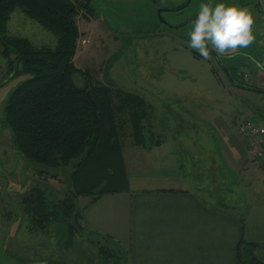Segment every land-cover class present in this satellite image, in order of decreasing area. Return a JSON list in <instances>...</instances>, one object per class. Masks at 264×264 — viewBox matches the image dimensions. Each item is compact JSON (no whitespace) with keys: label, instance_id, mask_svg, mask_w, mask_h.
<instances>
[{"label":"rangeland","instance_id":"1","mask_svg":"<svg viewBox=\"0 0 264 264\" xmlns=\"http://www.w3.org/2000/svg\"><path fill=\"white\" fill-rule=\"evenodd\" d=\"M91 1L95 16L82 14L78 18L82 37L75 60L77 68L88 71L94 83L144 98L150 110L151 129L163 142L161 148L148 153L135 147L126 131L121 143L131 174L137 169L153 168L156 160L162 159L167 166H173L172 161L183 163L188 173L181 174L185 181L202 180L209 173L211 177L212 167L208 170V166L215 159V177L208 182L206 195L221 198L224 206H230L227 210L244 218L247 233L252 222L258 225L260 220L264 224V217L256 211L251 221L248 211L254 197L262 198L264 166L257 167L250 155L245 158L247 166L243 171L249 167L255 178L252 182L246 177L244 180L237 170H232L228 158L222 157L223 139L230 131L236 133L237 121L254 119L264 128V81L258 80L259 75L264 77V68L257 66V62L264 65V37L259 32L257 0ZM201 3L247 8L254 19V43L224 55L211 51L209 59L189 48V32ZM185 5L184 10L177 11ZM8 35L26 38L36 47H54L57 42L21 10L11 16ZM250 49L252 58L246 62ZM18 68L14 65L15 71ZM224 68L234 69L240 80L249 77L247 84L257 86V91L231 84ZM29 78L24 74L13 77L9 61L0 53V264H127L119 244L105 240L107 237L85 229L67 247L56 224L45 235L34 233L30 227L22 204L27 192L40 185L52 192L53 199H63L68 178H40L34 166L17 151L12 131L3 125L8 99ZM74 81L84 85L82 76H75ZM101 248L114 251V256L106 259Z\"/></svg>","mask_w":264,"mask_h":264},{"label":"trees","instance_id":"2","mask_svg":"<svg viewBox=\"0 0 264 264\" xmlns=\"http://www.w3.org/2000/svg\"><path fill=\"white\" fill-rule=\"evenodd\" d=\"M16 10L55 36L56 45L36 47L26 38L9 36L8 24ZM82 14L95 16L91 0H0V53L9 61L13 77L30 76L8 99L3 125L12 131L17 151L40 178H68L63 199H53L48 188L37 185L22 204L33 232L50 234L49 228L56 224L67 247L85 230L81 198L96 202L126 190L121 161L125 132L137 148L151 151L163 145L151 129L144 98L94 83L88 71L76 67ZM14 65L19 67L16 71ZM227 70L239 85L256 88L238 79L234 69ZM77 75L83 77V86L75 83ZM261 117L264 120V113ZM253 120L249 121L261 124ZM239 220L244 226L245 219ZM100 253L108 259L115 252L101 248ZM239 264H264V246L243 240Z\"/></svg>","mask_w":264,"mask_h":264},{"label":"crops","instance_id":"3","mask_svg":"<svg viewBox=\"0 0 264 264\" xmlns=\"http://www.w3.org/2000/svg\"><path fill=\"white\" fill-rule=\"evenodd\" d=\"M251 53V49L247 51L246 62L252 58ZM258 80L262 82L264 77L259 75ZM223 140L222 157L228 158L232 170H237L244 180L246 177L254 182L249 167L243 171V161L249 155L252 157L246 142L233 131ZM121 161L126 172V190L104 195L96 202L81 198L80 207L84 228L117 242L127 264H239L243 240L264 244L263 222L259 220L258 225L252 222L247 233L246 223L243 226L234 213L220 205L221 198L206 195L207 184L215 177V159L208 166V170L212 167L211 177L209 173L205 179L188 181L181 175L188 174L185 165L177 161L167 166L157 159L153 168L137 169L132 174L124 152ZM255 164L261 169L256 161ZM252 182L247 185L251 186ZM261 194L262 198L254 197V203L249 206V219L254 211L264 217V192Z\"/></svg>","mask_w":264,"mask_h":264},{"label":"clouds","instance_id":"4","mask_svg":"<svg viewBox=\"0 0 264 264\" xmlns=\"http://www.w3.org/2000/svg\"><path fill=\"white\" fill-rule=\"evenodd\" d=\"M253 24V16L247 8L201 3L189 32L188 47L204 59L210 58L211 51L217 55L234 53L254 43ZM257 66L264 68L259 62Z\"/></svg>","mask_w":264,"mask_h":264},{"label":"built area","instance_id":"5","mask_svg":"<svg viewBox=\"0 0 264 264\" xmlns=\"http://www.w3.org/2000/svg\"><path fill=\"white\" fill-rule=\"evenodd\" d=\"M257 6L261 14L260 34L264 37V0H257ZM244 81L249 82V77L245 76ZM237 135L243 139L253 157L261 166H264V128L249 121H237Z\"/></svg>","mask_w":264,"mask_h":264},{"label":"water","instance_id":"6","mask_svg":"<svg viewBox=\"0 0 264 264\" xmlns=\"http://www.w3.org/2000/svg\"><path fill=\"white\" fill-rule=\"evenodd\" d=\"M216 57H217V56H216ZM217 58L220 59L219 57H217ZM220 62H221V60H220ZM224 70H225V73L227 74V76H228V78H229L231 84H233V85H235V86H237V87H239V88L245 89V90L257 91V90H255V89H253V88L246 87V86H243V85H239L237 82L234 81V79H233V77L231 76L230 72H229L226 68H224Z\"/></svg>","mask_w":264,"mask_h":264}]
</instances>
